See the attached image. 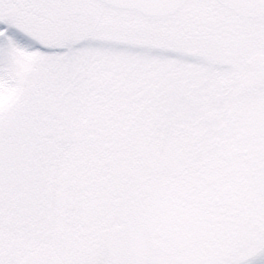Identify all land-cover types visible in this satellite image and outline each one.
Here are the masks:
<instances>
[{
  "label": "snow or ice",
  "instance_id": "1",
  "mask_svg": "<svg viewBox=\"0 0 264 264\" xmlns=\"http://www.w3.org/2000/svg\"><path fill=\"white\" fill-rule=\"evenodd\" d=\"M264 261V0H0V264Z\"/></svg>",
  "mask_w": 264,
  "mask_h": 264
},
{
  "label": "rangeland",
  "instance_id": "2",
  "mask_svg": "<svg viewBox=\"0 0 264 264\" xmlns=\"http://www.w3.org/2000/svg\"><path fill=\"white\" fill-rule=\"evenodd\" d=\"M255 264H264V261H262L261 259H257L256 261H255Z\"/></svg>",
  "mask_w": 264,
  "mask_h": 264
}]
</instances>
